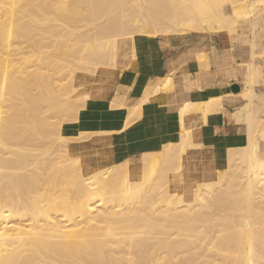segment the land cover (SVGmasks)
Returning <instances> with one entry per match:
<instances>
[{"label": "bare ground", "instance_id": "6f19581e", "mask_svg": "<svg viewBox=\"0 0 264 264\" xmlns=\"http://www.w3.org/2000/svg\"><path fill=\"white\" fill-rule=\"evenodd\" d=\"M129 1L132 2V7L130 4L127 5ZM224 1L236 3L240 0H0V100L2 95L7 94L9 97L19 99L22 104L20 107L12 105L0 109V264H200L197 261L201 259L199 256L203 247L201 241L206 236L199 230L200 225L193 216L195 212L197 213L194 210L195 206H204L208 198L209 202L211 200L213 203L227 200L231 206L229 209L236 212L237 220L231 221L229 233L221 240L224 246H231L232 243L236 253L232 260L233 264H264V153L258 152L259 142L264 141V132L257 131V121L252 117L250 71H246L245 83L242 86L246 103L244 108L242 106V109L240 108L243 111L240 110L237 114V122L243 121L247 126V139L238 140L239 156L229 159L224 166L221 165V157L226 155L215 152L214 170L218 168L216 170L218 175L224 168L229 172L224 184L215 190L216 194H213L212 198L209 197L212 191L210 188H213L208 185L210 180L198 184L192 193L184 190L178 194L175 185L182 179L184 155L190 148L196 146L187 134L189 130L183 125V112L186 109L187 112L197 110L203 117L217 107L219 98L213 96L202 102L186 101L178 111V124L181 128L178 135L163 145L158 152L146 154L142 160L145 170L150 169L151 172L146 170L150 173H155V167L159 169V165H162L164 172H161L165 176L163 180L169 182L168 187L166 185L162 189L166 195V198L163 196V201L156 203L155 200L141 209L137 208L138 210L115 203L118 197L121 201L126 198L129 200L137 198L141 191L139 185L144 183L133 180L127 161L84 175L80 171L77 172L78 167L71 171V167L78 166L73 162L77 157L73 160V157L63 155L62 158L65 156L72 163L63 158V164L65 160L68 162V165L64 166L67 169L69 164L71 166L67 172L69 173V170L72 174L77 172L74 173L75 176H69L70 180L65 177L66 181L68 180L64 181L67 187L61 184L64 186L59 185L61 186L59 189L56 181L50 182V177L48 179L42 177L43 180L47 179L49 186H52L44 187L45 192H41L35 185L37 178L42 175V173L38 175V172L43 168L41 166L39 168L36 163L42 154H39L36 147L42 143L38 141L56 134L57 140L59 139L63 145H55L62 146V152L66 151L67 139L60 135V126L66 114L65 118L50 121L44 108L52 107L59 110L64 108L68 110L67 114L70 116L77 112L79 102L82 104L80 106L84 105L81 102L82 96L80 101L78 99L77 105L71 102L73 101L71 95L68 99V94L74 90L72 81L76 74L83 75L116 68L114 59L117 54V37L130 35L129 33L133 31L150 33L152 38L166 45L171 43V37L180 36L185 39L195 34L192 32L212 33L226 30L230 33L235 29L236 21L223 14ZM247 1L252 5L264 3V0ZM74 17L89 19L92 31L89 30L90 26L88 29L86 26L83 29L85 31L77 28L73 30L71 26ZM133 18L138 20L136 19L134 26H131L129 21ZM78 32L79 35L76 36ZM155 33L161 34L160 39L154 36ZM136 38L149 37L132 35L123 40L134 43ZM48 43H52L51 49L47 50L49 52L35 54L34 49L41 45L48 47ZM15 45L26 50L20 51L24 56L18 53L22 57L18 59L17 65L12 63L16 59L12 58L11 51L15 49L12 48ZM188 50L186 51L189 52ZM132 51L135 57L134 50ZM68 59L66 65L68 68L67 70L64 68L67 76L65 77V74L63 76L68 77V86H65L69 91L67 96L64 79L63 81L61 79L64 88L62 85L59 87L65 91L61 92V95L64 93L66 98L63 95L60 99L58 93L63 90L60 89L56 93L54 91L57 87H54L53 91L51 89L57 79L53 81L54 78H50L55 76L53 74L50 76V71L53 73L50 64L53 65L55 60L58 64L57 60L64 62ZM252 59L253 55L250 60ZM229 60L228 54L219 50L214 52L215 64L224 66ZM70 61L76 63L71 64ZM63 64H58L62 65L59 69ZM72 65L79 71L75 72ZM249 66L250 64L246 69ZM54 72L57 73L56 69ZM231 75L236 74L231 72ZM221 76L222 83L227 84L225 72ZM55 78H58L57 74ZM166 81L164 79L162 84L158 83L160 87L157 86L159 87L156 89L157 92L164 90ZM56 84L55 86L58 85ZM35 90L38 94L33 92ZM146 96L142 102L147 100ZM76 99L74 98V101ZM200 103L202 106H199ZM70 119L73 120V118L67 120ZM32 141H37L38 144L35 146L29 144L31 147L28 146L27 153H24L25 150L20 151L19 148L25 149V146L23 148L20 146L21 144ZM40 146L39 149H43ZM48 146L44 148L47 150ZM16 151L22 154H17ZM54 154L57 155L56 152ZM41 160L44 161L42 158L38 162ZM57 161L59 163V160ZM142 167L141 171L144 169ZM44 172L46 175V171ZM54 173L52 176L55 177ZM57 175L59 177L60 173ZM148 176L151 175L148 173ZM118 179L122 184H119L116 190L117 187L114 185ZM42 182L44 184L45 181ZM65 192L73 194L74 197L73 195L68 197L69 194ZM109 196L116 199L107 200ZM70 197L74 198V201L72 200L71 204L66 203V198ZM106 200L108 203H104ZM195 200L197 201L194 203ZM195 248L199 250L192 252ZM204 262L203 264H207L206 260Z\"/></svg>", "mask_w": 264, "mask_h": 264}, {"label": "crops", "instance_id": "0c3cea01", "mask_svg": "<svg viewBox=\"0 0 264 264\" xmlns=\"http://www.w3.org/2000/svg\"><path fill=\"white\" fill-rule=\"evenodd\" d=\"M223 31L225 30L207 33L220 34ZM157 43L155 38H136L134 43L120 39L117 42L116 68L76 74L72 81L74 90L71 102L77 105L83 97L81 102L84 105L80 106L82 104L79 102L76 117L73 113L65 118L66 121L60 126V135L67 139L68 157H73V160L77 157L75 161L79 162L82 174L89 175L108 168L109 165L127 161L130 176L138 181L145 170L142 163L144 156L158 152L180 132L178 111L184 103L188 100L202 102L209 96L219 98L217 107L205 118L197 110L188 111L183 116V125L191 131V141L196 146L184 155L182 179L175 187L178 194L184 190L192 193L199 183L214 177L213 159L216 151L234 144L233 141L247 139L245 122L236 121L237 114L246 102H243L238 92L230 89L233 83L231 79L236 76L231 75V72L237 74L234 68L225 71L227 84L222 83V77L208 81L197 79L193 82L197 88L191 97L188 90L184 89L186 83L182 76L175 82L174 90L157 93L156 89L160 87L158 83L162 84L166 79L168 85L176 62L184 58L182 55L179 60L171 58L162 62L159 55L151 57L156 53L154 47ZM257 43L262 49L254 51V60L259 62L264 53V42ZM215 51L216 48L212 50L210 64L214 68L222 67L215 64ZM248 55L250 60L251 55ZM229 56L231 61L232 55ZM246 71L247 69L242 72L240 87L243 97L242 86ZM145 96L147 100L142 102ZM68 117L73 120H67ZM169 181L173 186L171 180Z\"/></svg>", "mask_w": 264, "mask_h": 264}, {"label": "rangeland", "instance_id": "374dc122", "mask_svg": "<svg viewBox=\"0 0 264 264\" xmlns=\"http://www.w3.org/2000/svg\"><path fill=\"white\" fill-rule=\"evenodd\" d=\"M129 4H130L131 7L133 6L132 2H130V1L127 3V5H129ZM238 5H240V6H238ZM222 9H223V14L225 16L229 17L232 21H236L235 29L232 32L229 33L226 30L221 32L220 34H210V33H207V32H202V33H199V34L197 33V34H193V35L187 36V38H185V39H183L180 36H173L170 39L171 43L169 45H166V44H163L161 42H158L155 47L153 46L156 49L155 50L156 53L152 54L151 57H155L156 55H159V60H161L163 62L165 60H170L171 58L178 59L182 55H184V58L182 60L176 62L175 68L173 69L172 74H171L170 83L168 85H166V87H163V88H164V91H166V90H174L175 82L179 80L178 78L180 76H182L183 81L186 83V87H184V89L188 90L189 96L191 97L192 92L194 90H196V88H197L196 85L193 84V82H195L197 79L199 80V78H202V79H205V80L208 81V80H210L212 78L222 77L221 75L225 71H231L232 68H234V70L237 71L236 76L231 79V81L233 82L232 84L236 83V84H238L241 87L242 72H244L246 70V68H247V64L246 63L250 62L248 54H250L251 56L253 55V59L249 63L250 64V66L248 67L249 70L247 69V72L250 71V73H251V82H250L251 85H250V88H251L252 97L250 99L251 100L250 104H251V108L253 110L252 117H254V119L257 121V126H256L257 127V131L261 130V131L264 132V53L262 54V57L259 59V62L256 59L254 60V51L258 52V51H260L262 49V46L260 47L258 45L257 41H260V43H261V41L264 42V3H261V2L259 3L258 2L257 5H252L247 0H240V1L236 2V3H232L230 1H224L222 3ZM77 19H79V21ZM82 19H84V18H82V17H74L73 26H71L73 30L74 29L76 30V28L78 30H83V29L86 28V26H87L86 29H88V27L90 26L91 22L88 21L89 19L88 20L84 19L85 22H84V20L82 21ZM136 19H134V18L131 19L129 21V24H131V26H134V24H135L134 21ZM102 20H99V21H102ZM131 21H132V23H130ZM61 22H60V24H61V27L63 28V26H62L63 21H61ZM82 22H83L84 26H82ZM87 22H88V24H87ZM56 24L58 25V23H56ZM80 24H81L82 27L80 26ZM77 26H79V27H77ZM90 28H91V26L89 27V30L91 32L92 30ZM63 31H64V29H63ZM83 31H85V30H83ZM129 34L130 35L125 34L124 36L123 35L122 36L121 35L118 36L117 40H116V43H117L118 40L126 38V37H130L132 35H139V36L143 35V36H146V37L148 36L149 38H152L151 37L152 35H150V33H146V32L139 33V32L133 31L132 33H129ZM78 35H79V32L76 34V36H78ZM154 36H157L160 39L161 34L155 33ZM66 37H68V36H66ZM231 43L233 44V47H231ZM256 43H257V45H256ZM51 45H52V43H48V47H47V45L46 46L41 45L42 49H41V47L34 49L35 54L39 53V52H41V54H44V52H46L47 50L51 49ZM262 45H264V43ZM19 47L20 46H18V45L17 46L16 45L12 46V48H15V49L11 50L13 52L12 58H16L12 62L15 65L18 64V59L20 57L24 56L23 53L20 52V51H23L24 49L22 50ZM215 48H216V50H219L220 52H223L224 54L232 55V58H231L232 60L231 61L229 60L227 62V64L222 66V67L214 68L213 64H210V60H211L210 57L212 56V50L215 49ZM0 49H1V46H0ZM190 49H191V52H190ZM186 50H188L189 52H185ZM14 51H15V53H14ZM24 51H26V50H24ZM47 52H49V51H47ZM18 53L22 54V56H19L20 54H18ZM71 60H73V59H71ZM114 60H115V64H116V56H115ZM59 61H62V60H57L58 64L59 63L60 64L64 63L63 67L60 68V69H59V67H61L62 65H58L56 63V60H55V63H54L56 65H54V64L52 65V63L50 64L51 65L50 68H53V73H52V71H50V76H51V74L55 75L54 77L51 76L50 78L51 79L54 78V79H52L53 81H55V79H57V80L59 79L58 81L56 80V82H54L55 84L57 82H59V84H60L61 83L60 80L62 79V81H63V79H64V82H63V83H65L64 86L65 85L68 86V83H67L68 82L67 81L68 77L65 78L67 76L65 72H66V70L68 68V67H66V65H68L69 59L64 61V62L62 61L63 63L59 62ZM236 61H237V63H235ZM70 63H71V61H70ZM72 63L75 64L76 62L72 61ZM57 65H58V67H56ZM258 65H260V66H258ZM73 66H75V65H72V68L74 69L75 67H73ZM103 66H106V65L103 64ZM65 67H66V70L64 69ZM55 69H56L57 73L54 72ZM74 71L78 72L79 70L75 68ZM58 72H59V74H58ZM56 74H57L58 78H55ZM61 74H62V77H60ZM54 83L52 82V84H54ZM55 84H54V86L52 85L53 86V88H51L52 91L54 90V87H57V90L54 91L56 93H58L59 92L58 90H60V89L63 90L62 88L59 87V86L62 85L61 87L64 88L62 83L60 85L57 83L58 84V85L56 84L57 86H55ZM66 86H65L64 90H66V88H67ZM67 89H69V88H67ZM49 90H50V88H48V91ZM64 90L60 91V93H58L60 99L62 98L63 95H64L63 97L66 98L65 96L68 94L67 91H69V90H66V95L64 93L61 95V92H65ZM33 92L37 93L38 91L35 90ZM72 93H73V91L68 94L69 96L67 95L68 99H69L70 95H71V98H72ZM157 93H159V92H157ZM238 94H240L242 96V100L245 103L246 99L240 93V89L238 91ZM8 97L9 96L7 94L2 95V100H0V109H6L7 107H11L12 105H14L15 107H20L22 105L21 101L19 99H16L15 97L14 98L13 97H9L8 98ZM47 97L50 98L49 95ZM199 106H202V103H200ZM44 109H45V114L47 115L48 120H50V121L51 120L54 121L56 119H60L61 117L65 118L68 115L67 114L68 110L64 109V108L59 110V109L52 108V107H48L46 109V107H45ZM48 110L50 112H47ZM51 110L53 112L54 111L55 112L52 113ZM213 110L214 109H212L210 112H212ZM186 112H187V109H186V111L183 112V114H185ZM210 112L204 114L203 118H205L207 116V114H209ZM49 115H50V117H49ZM64 115H65V117H64ZM52 116H54V117H52ZM58 116H59V118H57ZM237 118H236V121H237ZM190 132L191 131L189 130L187 134L191 137ZM55 136H57V135L55 134ZM55 136L51 135V136L47 137L48 139L45 138L44 140L43 139L40 140V141L37 140L39 143L42 142L38 146L41 145L40 148L43 147V149H39V147L36 146L38 151H39V154L42 153L39 156L38 161L43 158L44 161H42V160L41 161L45 162V163H42L40 161L41 162L40 163V162L36 161V163H38L37 165L39 166V168L43 167V168H41L42 172L41 171L38 172V175L41 174V173H42V175H40V177L37 178V180L35 182L36 187L38 189L40 188L41 192L42 191L45 192V190H43L44 187L48 188L50 183H48V181H46V180L48 179V177L51 178V176L53 175L52 174L53 172H55L57 174L60 173V175L58 177V175L54 173V175H56V176L55 177L52 176V178L51 179L49 178V180H50L51 183L52 182L54 183L56 181V184H58L57 187L59 189H60L61 186H64V185H65L64 187H67V185L64 184V181H66L65 177L68 179L69 176H73V175L75 176L74 173H77L78 171H80V173H81V168H80V164H79L78 161L77 162L73 161L78 166H76L75 163H74L75 166H73V167L70 166V164H72V163H70V160L68 158H66V157H68L67 150L65 152L64 151L62 152L61 149L63 147L60 146V145H63V143L59 139L57 140L58 136L57 137H55ZM46 139L48 140V142L49 141L50 142L49 143L46 142L47 141ZM37 141L36 142L32 141V143H30L31 142L30 141L29 143L26 142L27 144H21L20 146L22 148L25 146L24 147L25 149L19 148L20 151L23 150L22 152H24V150H25L24 153H27L29 147H31L30 145H32V144L34 146H35V144L37 145L38 144ZM59 141H60V143H59ZM44 143H46V145H49L47 147L49 149L46 150V147L44 148V146H46ZM232 143H234V144L227 145L225 148H221L218 152L216 151L218 154L220 153L221 155H226L224 157H221L222 158L221 159V165L223 164V166L227 163V161L229 159L236 158V157L239 156L238 140L237 141H233ZM55 144L56 145L60 144V145H58L59 146L58 147ZM59 148H60V150H58ZM47 151H49V152L51 151V152L49 153ZM57 151H60V152H57ZM54 152H56V154L59 156L58 158L56 157L57 155H55ZM258 152H260L261 154L264 153V141H262V140L259 142ZM44 153L45 154L48 153V154H46V157H45ZM58 153H60V154H58ZM17 154H22V153H20V152L18 153L17 152ZM49 155L51 156V159H49L50 158ZM53 155L57 159H55ZM63 155L66 156V157L64 156L63 158L69 160V163H70L69 166L72 168L71 171H74V169L76 170V168L78 167L77 168V172H74L73 174L70 173V170H69V173L67 172V170L70 169V168L68 166V169H67V167L64 166V164L68 165V162H66L67 160H65V163L63 164V160H64L62 158ZM60 159H62V161ZM47 160H48V162H47ZM51 160L52 161L55 160V161H53L55 163H58L57 160H59V163L56 165L55 163L50 162ZM49 163H50L51 167H49ZM51 163H52V165H51ZM236 163H238V160H237ZM54 164H55V166H53ZM59 164H61V165H59ZM60 166H63V168L60 167ZM54 167H56V169H54ZM49 168H53V169L51 170ZM65 168H66V170H65ZM162 168H163L162 165H159V169L156 166L155 167V171L156 172L153 170V172H155V173H150L151 172L150 169H146V170H148L150 172H148L146 170L143 171V173H142L143 175H141V177L138 180V182L139 183L144 182V183H143V185H142V183H141V185L138 184L140 186L139 188H141V191H139L137 198L135 197L138 200H136L135 198H132L131 200L126 198L124 201L123 200L121 201V199H119V197L116 199L114 196L112 198L109 196L110 198H108L107 200L116 199L115 203H120L122 205V207H125V205L127 207L129 206L132 209L134 208L133 210H138L137 208L141 209V207L143 208L146 204H149L150 202H153V201L155 202V200L157 201L156 203L161 202V200L163 201V196H164V198H166V195H165L164 190H162V189H164L166 187V185L168 187L169 182H168V180H165V181L163 180L165 176L163 174L164 171H163ZM217 169H215V173L218 172V171H216ZM44 171H46V175L44 174L45 173ZM49 171H52V172H49ZM64 171H66V172L64 173ZM161 171H163V172H161ZM228 172H229V170L227 168H224L222 170V172L220 173V175H218V173L215 174L216 176L213 177V179H210V181H208L210 183L207 182L208 185L210 184L209 185L210 187L211 186L213 187L212 189L210 188V190H212V191L209 190L211 192L209 194H211V195L207 194V195H209V197L211 196V198H212L216 194L215 190L217 191L218 190L217 188H221L222 187V185L224 184V181H225V179L227 177ZM48 173H49V176H47ZM66 173H68V174H66ZM148 173L151 176H148ZM158 174L159 175L161 174L160 175L161 177ZM66 175H68V176H66ZM42 177H46L47 179L45 178L43 180ZM148 177H149V179L147 180ZM70 178L68 180H70ZM39 179L42 180V181H45L48 184H46L45 182L43 184V182L40 181ZM61 179H62V182H61ZM154 180H155V182H154ZM57 181L60 182V183H58ZM41 182H42V184H41ZM120 182L121 181H119V179H118L117 183L114 185L115 188L117 187L116 190H118L119 184L120 185L122 184ZM164 182H166V184ZM45 184H46V186H45ZM61 184H64V185H61ZM199 184H202V183H199ZM59 185H61V186L59 187ZM64 187H62V188H64ZM143 187H144V189H143ZM214 188H216V189H214ZM112 189L114 190V188H112ZM115 191H113V192H115ZM65 193L69 194V195L67 194L68 197L73 195V194H71L69 192H65ZM143 195H146V196H143ZM169 196H171V195H169ZM72 197H74V195ZM72 197H70V198H72ZM207 197L208 196H206V198ZM70 198L69 199L66 198V200H65L66 203L70 202V204H71L74 201V198H72L71 200H70ZM142 199H143L144 202L142 201ZM209 199L210 198H208V202H209ZM107 200L104 201V203H108ZM134 200H136V201H134ZM145 201H146V203H145ZM196 201L197 200H195L194 203ZM136 202H138V203H136ZM208 202H204V203H206L204 206L196 205L195 208H194V210H196L197 213L195 212L194 213L195 215L193 217L196 219V223L198 225H200L199 230H201L202 233H204L205 236H206V238H204L201 241V243L203 245L202 251L199 254L201 259L199 258L197 262H199L200 264H203V263H205L204 260H206L207 264H233L232 260L235 257L236 253H235V250L232 248V243H231V246H224V245L221 244V240L229 233L231 221L237 220V218L235 217L236 212L234 213L232 209L231 210L229 209L231 206H229L230 204H229V202L227 200H225V201H221L220 200V201H218V203H215V202L213 203L210 200L209 203L211 205ZM222 202H226V203H222ZM134 206H136V207H134ZM198 213L200 215H198ZM145 215H146V212H145ZM196 216L197 217L199 216V217L196 218ZM200 216H201V218H200ZM201 220H203V221H201ZM101 224L103 226V223H101ZM116 248L119 249L120 247H116ZM198 250H199V248H195V249L192 250V252H197ZM202 259H204V260H202Z\"/></svg>", "mask_w": 264, "mask_h": 264}, {"label": "water", "instance_id": "95a60500", "mask_svg": "<svg viewBox=\"0 0 264 264\" xmlns=\"http://www.w3.org/2000/svg\"><path fill=\"white\" fill-rule=\"evenodd\" d=\"M230 89L232 92H238L240 89V86L238 84L234 83L230 86Z\"/></svg>", "mask_w": 264, "mask_h": 264}]
</instances>
